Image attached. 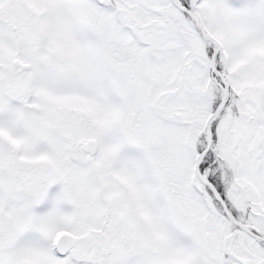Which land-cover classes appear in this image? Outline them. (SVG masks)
<instances>
[{
    "label": "snow or ice",
    "instance_id": "snow-or-ice-1",
    "mask_svg": "<svg viewBox=\"0 0 264 264\" xmlns=\"http://www.w3.org/2000/svg\"><path fill=\"white\" fill-rule=\"evenodd\" d=\"M0 264H264V0H0Z\"/></svg>",
    "mask_w": 264,
    "mask_h": 264
}]
</instances>
